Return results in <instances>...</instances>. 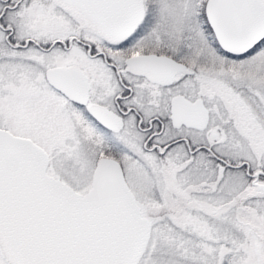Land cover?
Masks as SVG:
<instances>
[{
	"label": "snow or ice",
	"instance_id": "snow-or-ice-1",
	"mask_svg": "<svg viewBox=\"0 0 264 264\" xmlns=\"http://www.w3.org/2000/svg\"><path fill=\"white\" fill-rule=\"evenodd\" d=\"M0 264H264V0H0Z\"/></svg>",
	"mask_w": 264,
	"mask_h": 264
}]
</instances>
